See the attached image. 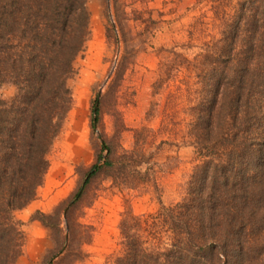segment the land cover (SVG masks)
I'll use <instances>...</instances> for the list:
<instances>
[{"label": "trees", "instance_id": "trees-1", "mask_svg": "<svg viewBox=\"0 0 264 264\" xmlns=\"http://www.w3.org/2000/svg\"><path fill=\"white\" fill-rule=\"evenodd\" d=\"M204 1L211 2V21L198 17L188 30L190 38L197 33L196 45L189 42L197 50L188 56L171 47L152 83L155 93L165 78L186 72L193 79L181 82L189 101L182 142L194 147L198 161L174 204L159 201L155 212L135 214L126 203L118 223L119 251L103 264H264V0L194 3ZM85 2L0 0V87L16 88L10 100L0 97V264H14L21 254L23 235L14 211L36 198L48 152L71 108L67 81L89 36ZM111 4L108 31L124 47V69L149 34L146 26L136 30L130 23H145L141 12L127 13L120 0ZM96 102L92 128L102 106L98 95L92 108ZM170 102L166 124L177 123L179 111ZM114 119L118 135L126 130L118 110ZM131 130L130 149L103 142L104 163H98L99 155L50 212L30 215L50 230L54 242L42 264H76L87 257L93 227L81 221L82 203L102 169L121 189L149 180L156 186L152 167L141 170L150 158L140 143L147 139L145 130Z\"/></svg>", "mask_w": 264, "mask_h": 264}, {"label": "rangeland", "instance_id": "rangeland-1", "mask_svg": "<svg viewBox=\"0 0 264 264\" xmlns=\"http://www.w3.org/2000/svg\"><path fill=\"white\" fill-rule=\"evenodd\" d=\"M120 1L126 4L127 13L141 12L145 23H130L136 30L146 26L149 35L145 48L137 53L132 63L121 69L124 47L118 46L108 31L111 27L109 12H113L111 0H86L89 36L84 51L74 60L75 74L67 81L72 94L71 108L48 152L49 167L37 188L36 198L14 211L23 235L21 254L14 264H42L54 242L47 227V237H29L39 231L27 228L28 212L39 207L48 208L50 212L76 188L99 155L98 163L102 165L106 155V151L101 150L103 142L111 147L118 143V146L130 149L134 140L131 129H144L147 139L140 143L150 158L141 170L152 167L156 186L149 180L139 181L133 188L121 189L107 176L108 170L102 169L91 180L82 203L81 221L91 225L93 233L91 242L85 246L87 257L76 264H103L118 253V223L126 203L135 214L155 212L160 206L159 201L165 205L174 204L183 196L184 184L198 161L194 147L182 142L187 120L184 108L189 101L185 84L181 82L193 79L188 78L186 72L179 73L172 81L165 78L157 85L155 93L152 83L158 77L159 62L168 55L171 47L188 56L197 50L196 46L189 47V42L196 45L197 33L190 38L188 30L198 17L208 23L211 21L213 11L208 7L211 2L196 5L193 0ZM168 93L175 96L167 98ZM15 94L16 88L11 83L1 85L2 99L8 101ZM95 95L102 106L99 122L92 128L90 116ZM172 99L173 107L179 111L174 120L177 123L166 124L162 120H165L164 113ZM115 110L120 112L126 127L118 135Z\"/></svg>", "mask_w": 264, "mask_h": 264}, {"label": "crops", "instance_id": "crops-1", "mask_svg": "<svg viewBox=\"0 0 264 264\" xmlns=\"http://www.w3.org/2000/svg\"><path fill=\"white\" fill-rule=\"evenodd\" d=\"M194 2V0H193ZM195 4V3H194ZM68 147H70L71 149H73V146L71 144H67ZM29 205V204H28ZM39 210L41 211H44V212H48L50 209L48 208H41L39 207L38 208ZM37 209H30L29 212H28V215H29V219H28V226L27 228L29 229H37L39 231V234H31L29 235V237H47L46 235V228L37 220H30V215Z\"/></svg>", "mask_w": 264, "mask_h": 264}, {"label": "water", "instance_id": "water-1", "mask_svg": "<svg viewBox=\"0 0 264 264\" xmlns=\"http://www.w3.org/2000/svg\"><path fill=\"white\" fill-rule=\"evenodd\" d=\"M109 9H110V6H109ZM109 17L110 18H112V14H111V12H109ZM118 46H120L119 44H118ZM96 107H97V102L96 103H94V106H93V108H92V111H93V114H92V116L94 117V111L96 110ZM104 151H106L107 152V150L106 149H104Z\"/></svg>", "mask_w": 264, "mask_h": 264}]
</instances>
